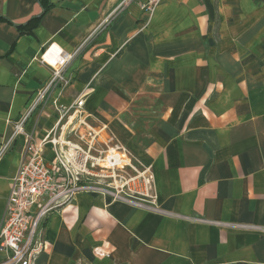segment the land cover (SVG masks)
Returning a JSON list of instances; mask_svg holds the SVG:
<instances>
[{
    "label": "crops",
    "instance_id": "obj_1",
    "mask_svg": "<svg viewBox=\"0 0 264 264\" xmlns=\"http://www.w3.org/2000/svg\"><path fill=\"white\" fill-rule=\"evenodd\" d=\"M122 1L0 0V227L25 156L12 126L49 82L40 56L53 46L71 57L70 84L25 135L41 141L87 89L95 147L117 143L156 199L147 210L77 194L43 222L36 264H264V0H163L151 16ZM137 98L153 106L138 112ZM43 157L54 163L50 144Z\"/></svg>",
    "mask_w": 264,
    "mask_h": 264
},
{
    "label": "built area",
    "instance_id": "obj_2",
    "mask_svg": "<svg viewBox=\"0 0 264 264\" xmlns=\"http://www.w3.org/2000/svg\"><path fill=\"white\" fill-rule=\"evenodd\" d=\"M130 1L123 0L121 5ZM162 2L144 0L140 9L151 16ZM70 58L53 46L43 51L40 62L51 68L50 80L37 91L24 115L12 126L10 140L24 135L26 145L24 160L12 179L0 227V253L3 254L0 264H36L38 256L45 250L41 237L43 222L52 212L73 201L79 193L103 192L113 200L123 201L138 209H155L156 196L152 180L145 170L132 166L131 156L112 139L103 145L104 149L95 147V137L88 129L87 116L83 112L87 89L72 106L59 109L57 123L41 141L25 135L26 120L37 108L47 103L49 93L55 89L62 92L69 86L70 79L63 77V74ZM81 128L89 131L86 134L88 143H85V134L79 132ZM67 134L86 146L85 150L79 144L61 140L62 135ZM7 144L1 148L0 155L6 150ZM47 144L51 145L54 153V163L51 165L45 163L43 157ZM91 153H95V156ZM96 168L109 173L102 171L94 174L92 170ZM125 168L131 173L127 174ZM90 178H96L98 182L92 184ZM100 180L109 182L100 183Z\"/></svg>",
    "mask_w": 264,
    "mask_h": 264
},
{
    "label": "rangeland",
    "instance_id": "obj_3",
    "mask_svg": "<svg viewBox=\"0 0 264 264\" xmlns=\"http://www.w3.org/2000/svg\"><path fill=\"white\" fill-rule=\"evenodd\" d=\"M136 106L138 107V112H140L141 108L145 109V106H153V102L149 98H137ZM140 115V114H137ZM140 124V123H139ZM140 127L138 126L137 132H140Z\"/></svg>",
    "mask_w": 264,
    "mask_h": 264
},
{
    "label": "trees",
    "instance_id": "obj_4",
    "mask_svg": "<svg viewBox=\"0 0 264 264\" xmlns=\"http://www.w3.org/2000/svg\"><path fill=\"white\" fill-rule=\"evenodd\" d=\"M46 11V9H44L43 8V12H45ZM37 19H35V20H33L32 22H29V23H27L25 26H16L18 29H25V28H28L32 23H34L35 21H36ZM1 21H6L7 22V20L6 19H4L3 17H0V22Z\"/></svg>",
    "mask_w": 264,
    "mask_h": 264
}]
</instances>
